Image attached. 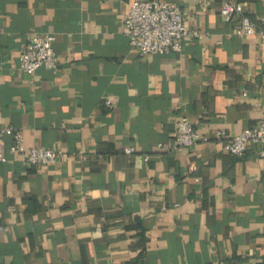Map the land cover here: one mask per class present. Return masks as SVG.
I'll list each match as a JSON object with an SVG mask.
<instances>
[{
  "label": "crops",
  "instance_id": "1",
  "mask_svg": "<svg viewBox=\"0 0 264 264\" xmlns=\"http://www.w3.org/2000/svg\"><path fill=\"white\" fill-rule=\"evenodd\" d=\"M134 1L0 0V264H264L261 147L237 158L214 137L264 120L260 39L233 32L225 0H168L203 36L141 57ZM236 1L263 28L264 0ZM43 33L59 68L25 74L19 54ZM180 116L210 140L175 149ZM16 134L65 157L29 166Z\"/></svg>",
  "mask_w": 264,
  "mask_h": 264
},
{
  "label": "built area",
  "instance_id": "2",
  "mask_svg": "<svg viewBox=\"0 0 264 264\" xmlns=\"http://www.w3.org/2000/svg\"><path fill=\"white\" fill-rule=\"evenodd\" d=\"M220 15L226 23L233 26V32L237 36L257 37L264 48V14L260 19L263 28H260L245 14L242 3L225 0ZM124 28L130 46L141 57L180 53L188 37L203 36L199 32L187 29L181 8L168 0H135L124 21ZM55 40L53 33H43L29 39L19 54L18 69L25 74H33L42 67L57 71L59 61L54 47ZM107 105H110L109 101ZM5 133V129H0V162L3 163L8 161L4 151ZM214 137L222 142L226 153L237 158H244L251 146H260L261 156H264V120L245 129L239 135L229 136L225 131H218ZM199 140L207 142L210 139L201 137L188 117H178L174 148H189ZM9 152L13 156H23L29 166H50L65 157L62 152L53 149L40 147L26 149L21 134L15 135ZM125 152L132 154L133 150L127 148Z\"/></svg>",
  "mask_w": 264,
  "mask_h": 264
}]
</instances>
